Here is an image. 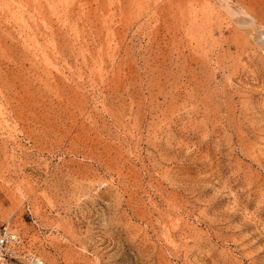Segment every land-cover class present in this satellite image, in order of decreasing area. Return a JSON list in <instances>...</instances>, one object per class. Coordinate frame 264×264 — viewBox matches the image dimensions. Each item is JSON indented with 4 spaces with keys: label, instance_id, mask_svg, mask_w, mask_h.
Masks as SVG:
<instances>
[{
    "label": "rangeland",
    "instance_id": "obj_1",
    "mask_svg": "<svg viewBox=\"0 0 264 264\" xmlns=\"http://www.w3.org/2000/svg\"><path fill=\"white\" fill-rule=\"evenodd\" d=\"M263 10L0 0V226L47 264H264Z\"/></svg>",
    "mask_w": 264,
    "mask_h": 264
},
{
    "label": "built area",
    "instance_id": "obj_2",
    "mask_svg": "<svg viewBox=\"0 0 264 264\" xmlns=\"http://www.w3.org/2000/svg\"><path fill=\"white\" fill-rule=\"evenodd\" d=\"M0 264H47L30 238L11 223L0 226Z\"/></svg>",
    "mask_w": 264,
    "mask_h": 264
},
{
    "label": "bare ground",
    "instance_id": "obj_3",
    "mask_svg": "<svg viewBox=\"0 0 264 264\" xmlns=\"http://www.w3.org/2000/svg\"><path fill=\"white\" fill-rule=\"evenodd\" d=\"M253 23H254V26H258L259 28L261 27L264 29V10L260 13H257V15H254Z\"/></svg>",
    "mask_w": 264,
    "mask_h": 264
}]
</instances>
